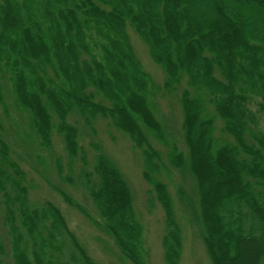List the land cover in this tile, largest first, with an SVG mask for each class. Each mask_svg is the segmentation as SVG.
<instances>
[{
    "label": "trees",
    "instance_id": "trees-1",
    "mask_svg": "<svg viewBox=\"0 0 264 264\" xmlns=\"http://www.w3.org/2000/svg\"><path fill=\"white\" fill-rule=\"evenodd\" d=\"M128 27L162 68L161 87L135 58ZM1 70L40 146L61 138L64 180L82 189L96 217L57 192L112 239L120 260L149 264L132 193L98 147L89 161L72 115L92 134L95 120L106 121L140 151L149 207L155 201L164 213L165 264H179L182 236L150 137L194 181L192 219L211 264L264 263V133L253 108L264 111V0H0ZM178 91L186 155L167 141L153 101ZM26 180L0 136V264H97L58 208L30 204Z\"/></svg>",
    "mask_w": 264,
    "mask_h": 264
},
{
    "label": "rangeland",
    "instance_id": "rangeland-1",
    "mask_svg": "<svg viewBox=\"0 0 264 264\" xmlns=\"http://www.w3.org/2000/svg\"><path fill=\"white\" fill-rule=\"evenodd\" d=\"M134 56L139 61L142 70L152 81L161 87L164 72L155 64L147 47L136 36L130 27L127 28ZM183 86L179 87V91ZM177 93L163 95L157 92L153 97L155 116L165 129L166 139L176 144L178 150L186 155L187 149L183 141L182 111L177 99ZM0 136L10 149V158L15 161L26 174L29 189V202L39 206L49 202L58 208L71 232L77 237L87 254L97 264H130L120 260V253L111 238L89 224V222L67 205L57 188L67 193L75 202L82 205L92 217H96L90 200L81 188L71 185L67 180V159L60 137L53 133L51 146L43 148L34 131L29 127L28 116L19 110L14 102L8 75L0 71ZM257 110V128L264 133V111ZM69 122L75 123L79 129V144L92 162L95 147L114 162L130 187L135 215L143 228V247L145 260L149 264H165L163 261L162 239L164 236V213L158 203L153 201L149 207L153 193L142 177L143 158L128 137L110 128L107 122L98 118L93 123L94 133L82 125L81 120L73 115ZM217 131L220 123L217 122ZM219 134V133H218ZM152 149L159 154L156 159L160 171L158 179L165 183L172 197L175 214L181 228L182 249L179 264H211L201 239V228L192 219V209L196 208L194 181L189 173L176 170L168 160V148L153 138H149ZM57 161L61 164V175L58 173ZM78 166V164H77ZM75 176L73 175L72 178ZM182 192L185 200H180ZM192 207V208H191ZM3 215L0 212V236L4 237L6 229L3 226ZM264 264V263H262Z\"/></svg>",
    "mask_w": 264,
    "mask_h": 264
}]
</instances>
